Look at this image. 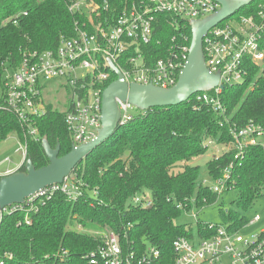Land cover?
<instances>
[{
  "label": "trees",
  "instance_id": "1",
  "mask_svg": "<svg viewBox=\"0 0 264 264\" xmlns=\"http://www.w3.org/2000/svg\"><path fill=\"white\" fill-rule=\"evenodd\" d=\"M111 1L131 5L141 0ZM261 4L264 0H254L233 17L255 14ZM67 5L68 0H0V143L15 134L25 143L26 158L31 159L36 169L46 166L47 159L40 141L36 143L25 134L5 107L4 68L15 70L22 51L51 50L61 36H71L75 18L69 14ZM169 19L167 15L157 17L155 37L160 45L152 43L143 48L148 63L162 57L170 38L180 31L190 43L189 24L180 21L176 29ZM247 70L242 83L223 89L221 100L231 123L242 127L252 121L264 127V60L251 63ZM114 80L111 75L108 85ZM64 119L63 113L47 107L45 114L32 123L52 149L59 144V157L70 152L72 143ZM209 141L213 145H229L231 137L226 127H219L217 116L204 107L197 110L189 101L143 112L132 122L118 126L110 138L74 168L73 174L84 185L77 200L68 201L56 193L39 204L35 212L27 213L29 223L25 212L2 214L0 258L4 264H91L89 256L101 244L97 233L113 231L127 247L158 248L160 256L153 264H174L172 242L177 237L193 238L195 234L209 237L214 233L208 229L210 224H197L193 230L173 223L181 215L179 205H187L199 213L201 208L217 202L219 197L202 185V172L212 180L217 179L232 164L238 208L246 209L253 200L264 196L261 146L248 147L237 161L233 160L232 150L208 160L204 169L185 164L180 172H172L179 164L204 155ZM22 170L23 165L19 171ZM144 191L151 195L153 207L131 206L136 193ZM225 214L222 224L232 230L247 222L240 213Z\"/></svg>",
  "mask_w": 264,
  "mask_h": 264
},
{
  "label": "built area",
  "instance_id": "2",
  "mask_svg": "<svg viewBox=\"0 0 264 264\" xmlns=\"http://www.w3.org/2000/svg\"><path fill=\"white\" fill-rule=\"evenodd\" d=\"M219 8L213 0H141L129 4L115 1L68 0L67 9L73 18V34L61 36L54 49L44 52L22 51V58L15 70L4 68V103L10 114L19 122L25 134L34 141L41 137L32 123L44 115L47 107L56 109L46 99L47 83L55 82L56 90L63 93L64 122L70 133L71 145L79 146L94 139L100 128L101 93L109 83L111 75L107 60L119 69L128 84H152L166 89L177 83L184 67L189 44L187 36L180 31L170 38L162 57L148 63L144 47L155 43L158 34L157 17L167 15L176 29L180 21H193L212 15ZM26 15L25 12L22 13ZM264 4L258 6L255 14L229 17L213 26L203 37L204 63L211 73H219V84L210 92H198L187 101L195 109L206 108L218 118L219 127H226L231 137L226 151L234 150L233 160L244 156L251 146L264 149V127L249 121L242 127L230 122V117L221 100L225 87L240 84L246 79L248 66L264 60ZM116 79V77H115ZM119 125H125L143 112L127 102L117 100ZM136 109L137 114L131 111ZM19 142L21 157L13 167H7L0 174L6 176L19 171L26 159L25 143ZM213 145L211 141L207 142ZM11 163L5 159L3 164ZM1 166V165H0ZM232 164L224 168L217 179H211L209 190L218 197L233 192L235 181L231 175ZM74 178H65L62 183L39 190L28 197L23 205H11L3 213L28 212L37 210L39 204L52 199L56 193L68 201L81 196L83 183ZM202 185H205L204 180ZM92 194H96L95 191ZM194 204V199L191 201ZM139 209L153 207V199L146 191L136 193L130 201ZM182 213L194 211L187 205H179ZM193 217L197 218L195 212ZM26 223H29L28 215ZM259 220L255 216L242 227L232 230L227 224L208 225L214 233L209 237H177L173 243L174 264H264V230L245 238L240 230ZM204 225V224H202ZM201 225V226H202ZM79 228V227H78ZM101 244L89 256L91 264H153L160 252L155 246L142 249L127 247L113 231L97 233ZM10 256V255H8ZM0 264H4L0 258Z\"/></svg>",
  "mask_w": 264,
  "mask_h": 264
},
{
  "label": "water",
  "instance_id": "3",
  "mask_svg": "<svg viewBox=\"0 0 264 264\" xmlns=\"http://www.w3.org/2000/svg\"><path fill=\"white\" fill-rule=\"evenodd\" d=\"M219 8L202 19L189 21L191 40L184 67L177 83L162 89L152 84H128L119 69L110 60L107 65L116 79L101 93V118L97 136L85 144L74 146L68 154L59 157V144L52 149L44 136L40 145L47 159L46 166L36 169L27 157L23 163L24 170L15 171L0 177V222L3 212L11 205H23L25 200L39 190L63 182L65 178L73 179V170L96 147L102 145L118 128L120 119L117 100L127 102L141 112L151 108H166L187 102L198 92H210L219 84V73H211L204 63L202 40L213 26L227 20L254 0H213Z\"/></svg>",
  "mask_w": 264,
  "mask_h": 264
},
{
  "label": "rangeland",
  "instance_id": "4",
  "mask_svg": "<svg viewBox=\"0 0 264 264\" xmlns=\"http://www.w3.org/2000/svg\"><path fill=\"white\" fill-rule=\"evenodd\" d=\"M47 95L45 99L53 105L56 109H63V93L59 90H56V83L49 82L47 83ZM132 114H137L138 111L134 109L131 111ZM208 147L207 152L204 155H200V157H196L190 160V162H184L179 164L172 172H180L182 167L187 164L190 166H198L204 169L205 164L208 160L220 156L226 151V147L224 145H209L205 144ZM19 142L15 134H10L7 136L5 141L0 143V174L7 167H13V164H17L20 160L21 154L17 150L19 149ZM5 159H9L11 163H1ZM202 177L205 182V185L210 187L212 185V181L207 176L206 173L202 172ZM202 211L198 213V217L194 218L193 214L195 212L189 211L182 213L181 215L174 220L175 225H184L191 229H195L197 224H212L218 225L224 223L226 219L227 212H237L240 213L248 222L251 221L255 216L259 217V220L252 223L251 225L246 226L241 229L240 234L245 238H250L252 235H256L260 233L261 230H264V196H261L252 201L249 207L246 209H241L236 206V193L226 192L219 196L216 203L205 206L201 208ZM78 230H82L77 228Z\"/></svg>",
  "mask_w": 264,
  "mask_h": 264
}]
</instances>
